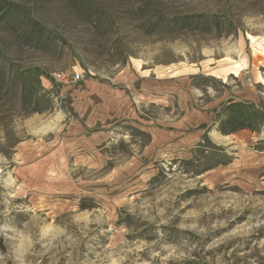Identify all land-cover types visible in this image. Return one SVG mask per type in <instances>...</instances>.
<instances>
[{"label": "rangeland", "instance_id": "obj_1", "mask_svg": "<svg viewBox=\"0 0 264 264\" xmlns=\"http://www.w3.org/2000/svg\"><path fill=\"white\" fill-rule=\"evenodd\" d=\"M232 102L264 117V0H0V264H264Z\"/></svg>", "mask_w": 264, "mask_h": 264}, {"label": "trees", "instance_id": "obj_2", "mask_svg": "<svg viewBox=\"0 0 264 264\" xmlns=\"http://www.w3.org/2000/svg\"><path fill=\"white\" fill-rule=\"evenodd\" d=\"M263 121V113L253 106L232 102L224 107L218 130L222 135H230L242 129L257 131Z\"/></svg>", "mask_w": 264, "mask_h": 264}, {"label": "built area", "instance_id": "obj_3", "mask_svg": "<svg viewBox=\"0 0 264 264\" xmlns=\"http://www.w3.org/2000/svg\"><path fill=\"white\" fill-rule=\"evenodd\" d=\"M50 79L59 87H68L80 81V75L74 72H51Z\"/></svg>", "mask_w": 264, "mask_h": 264}]
</instances>
